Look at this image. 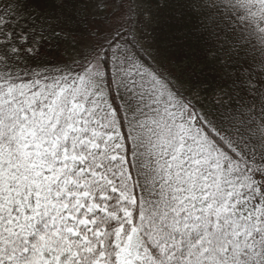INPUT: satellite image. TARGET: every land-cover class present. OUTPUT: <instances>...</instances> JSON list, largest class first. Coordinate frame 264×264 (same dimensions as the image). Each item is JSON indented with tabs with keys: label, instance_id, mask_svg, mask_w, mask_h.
<instances>
[{
	"label": "snow or ice",
	"instance_id": "snow-or-ice-1",
	"mask_svg": "<svg viewBox=\"0 0 264 264\" xmlns=\"http://www.w3.org/2000/svg\"><path fill=\"white\" fill-rule=\"evenodd\" d=\"M181 2L227 85L162 61L153 0H0V264H264V68Z\"/></svg>",
	"mask_w": 264,
	"mask_h": 264
},
{
	"label": "trees",
	"instance_id": "trees-1",
	"mask_svg": "<svg viewBox=\"0 0 264 264\" xmlns=\"http://www.w3.org/2000/svg\"><path fill=\"white\" fill-rule=\"evenodd\" d=\"M205 11L215 16L218 29H230L244 40L247 57L238 58L253 73L264 68V0H206ZM243 3V7H237ZM154 23L148 28L153 47L160 50L161 59L169 67L176 66L182 79L205 80V88L227 85L230 81L224 69L209 61L207 49L215 44L207 31H198L202 21L193 18L181 0H169L166 5L153 0ZM243 12L242 16H237ZM264 78V77H262ZM119 103V99L116 100Z\"/></svg>",
	"mask_w": 264,
	"mask_h": 264
}]
</instances>
